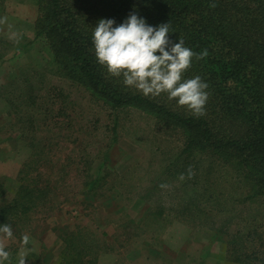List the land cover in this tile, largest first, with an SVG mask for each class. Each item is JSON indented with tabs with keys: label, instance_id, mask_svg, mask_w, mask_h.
<instances>
[{
	"label": "rangeland",
	"instance_id": "1",
	"mask_svg": "<svg viewBox=\"0 0 264 264\" xmlns=\"http://www.w3.org/2000/svg\"><path fill=\"white\" fill-rule=\"evenodd\" d=\"M0 6V183L9 200L27 170L38 194L12 227L5 264H18L25 234L26 264H57L65 233L72 246L83 243L90 264H239V249L246 264H264V203L242 201L235 166L202 155L175 162L180 133L135 110L115 117L57 74L34 38L33 0ZM105 174L87 195L90 177Z\"/></svg>",
	"mask_w": 264,
	"mask_h": 264
},
{
	"label": "trees",
	"instance_id": "2",
	"mask_svg": "<svg viewBox=\"0 0 264 264\" xmlns=\"http://www.w3.org/2000/svg\"><path fill=\"white\" fill-rule=\"evenodd\" d=\"M33 2L34 38L46 43L53 68L60 77L87 90L96 101L110 108L115 117L120 112L135 110L148 115L161 128L180 133L183 145L174 155L175 162H180L181 156L202 155L199 158H215L235 166L243 186L247 187L242 201L264 203V0ZM213 2L217 6L209 7ZM133 12L154 27L170 23L173 33L169 38L173 42L183 39L185 46L197 53L208 50L209 56L200 61L194 59L185 74L186 78L199 75L208 83L206 115L194 117L166 94L145 97L135 88L126 87L122 77H111L97 62L92 34L98 21L114 19L119 25ZM112 131L115 135L116 127ZM210 167L211 164L207 168ZM27 173L19 171L18 185L9 200L0 183V225L7 223L16 228L20 217L34 207L38 194L27 185L32 179L25 182ZM105 176L90 177L85 193L96 189ZM72 234L62 236L68 248L60 251L61 260L57 264L92 263L89 259L84 261L88 255L83 251V243L72 246L68 237ZM234 241L228 245L235 244ZM233 254L232 262L239 264H246L245 259L250 257L242 249Z\"/></svg>",
	"mask_w": 264,
	"mask_h": 264
},
{
	"label": "clouds",
	"instance_id": "3",
	"mask_svg": "<svg viewBox=\"0 0 264 264\" xmlns=\"http://www.w3.org/2000/svg\"><path fill=\"white\" fill-rule=\"evenodd\" d=\"M216 6L215 2L209 5L211 8ZM6 23L7 17L0 18V26ZM8 28L11 30L12 26L9 24ZM170 33H173L170 23L154 27L135 12L119 25L114 19H100L92 34L95 57L111 77H122L126 87L135 88L145 97L166 94L169 100H175L178 106L199 118L206 115L209 85L199 75L186 78L185 74L194 59L203 60L209 52L207 49L194 52L185 46L183 39L173 42L169 38ZM179 179H185L183 173ZM161 187L169 185L162 184ZM13 238L12 226L7 223L0 225V264L10 260L6 242ZM21 239L18 264H26L30 237L25 234Z\"/></svg>",
	"mask_w": 264,
	"mask_h": 264
}]
</instances>
